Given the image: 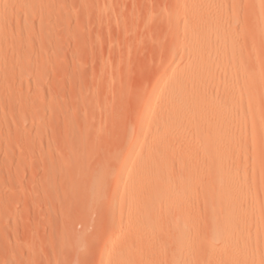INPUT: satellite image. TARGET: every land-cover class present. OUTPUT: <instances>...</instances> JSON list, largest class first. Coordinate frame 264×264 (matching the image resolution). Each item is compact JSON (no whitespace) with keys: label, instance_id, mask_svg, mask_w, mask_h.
Instances as JSON below:
<instances>
[{"label":"rangeland","instance_id":"obj_1","mask_svg":"<svg viewBox=\"0 0 264 264\" xmlns=\"http://www.w3.org/2000/svg\"><path fill=\"white\" fill-rule=\"evenodd\" d=\"M189 1L0 0V264H264V0H223L253 109L227 180L156 114L193 63Z\"/></svg>","mask_w":264,"mask_h":264},{"label":"bare ground","instance_id":"obj_2","mask_svg":"<svg viewBox=\"0 0 264 264\" xmlns=\"http://www.w3.org/2000/svg\"><path fill=\"white\" fill-rule=\"evenodd\" d=\"M191 1H193V0H191ZM191 1H189V2H191ZM199 1H201V0H199ZM217 1H216V3H214L215 6L212 5L213 3H211V5L214 6V9L216 7V11H217L216 15H218V16L216 17V15L214 16L213 14H211V15H213V17H216L215 19H211V17L208 16L209 13H208V11L206 12V10H205V9H207V7H204L205 9L203 8L202 9L203 11H201L200 7L198 8L199 3L196 4V2H194L191 4L192 6H194V8L191 9V12H190L191 16H190V13H189V15L187 14V16H189L190 18H192V20L193 19L194 20L193 21L191 20L189 22H185V20H184L182 30H183V32H188L189 42H190V44L194 50L191 54V57L193 59V63L190 67L188 66L189 68H187V67L183 68L180 71V73H178V75H176V77L168 79L169 82L167 83V86L164 89V92L162 94H160L158 97L159 105H158V109H157L156 114H158V116L160 115L159 116L160 120H158V122L165 124L166 125V126H164L165 128H167V126H170V128H172L171 126H175V128L176 127L178 128V126L182 127L185 125H187L186 127H188V125L192 126L191 127L192 132L189 133V135L191 134V137H189V135H188V137L192 138V136H193L196 141L201 143V146L203 147V149H202L203 152L201 155H199V154L198 155L200 158H203L204 161L205 160L207 161V162L205 161L206 163L204 166H202L201 171H203V169L205 167L207 168V166H208V168L206 170H208L210 172L209 175H212L213 177L217 176L218 179L220 178L223 180L224 179L227 180L229 177L228 158H229L230 145L232 143V140L244 135V133L242 131V127L244 125V122L246 121V116L249 115V114H247V111L249 110L248 112H252L253 109L251 108L252 104L251 105L249 104L250 100H247L249 98V95H248L249 92L247 91V89L242 90V89H244V87L249 85L250 81H249V79L245 78L242 73L240 75V72H242V71L244 72V74H246V73L241 68V66L243 67V65L240 66V64H242L240 62V61H242V58L240 59V61L238 60L240 63V64H238L237 58L235 57V54H237V53H234L235 52V50H234L235 45L232 42V40H233L232 38H234L233 37L234 32L231 31L230 29H227V27H225L228 22H230V21L233 22L232 19L235 17L234 15H236L238 10H237V12H234L235 14L233 13V11L231 12L232 9L229 10L231 13L234 14V15L232 14L233 17L231 15L229 17V15L227 14L229 12H227V8H225L227 3L224 2V1H228V0H224V1L222 0L223 2H220V1L217 2ZM254 1L257 2L256 3L257 5H259L258 3L261 2V0H254ZM189 2H188V4H189ZM205 2L208 3V0H205L204 4H205ZM248 2H250V1H248ZM201 3H202V1H201ZM208 4L210 5V3H208ZM191 5H189V7ZM235 5H236V3H235ZM205 6H207V5H205ZM229 6H230V4H229ZM201 7H202V5H201ZM246 7H248V6H246ZM224 8L226 9L225 13H223ZM208 9H209V6H208ZM211 11H215V10H212V8H211ZM206 13H208V14H206ZM189 19L187 18V20H189ZM259 19L260 18L258 17V20ZM179 21L181 22V20H178V22ZM259 22H260V20H259ZM229 25H228V27H230ZM232 25L233 24H231V26ZM261 25H262V23H261ZM232 27L234 28V26H232ZM259 27H261V26H259ZM256 28H257V30L259 29L258 27H256ZM250 45H249V47H250ZM168 68L166 67V69H164L163 76L167 75V69ZM224 78L229 79V85L226 83V81H228V79L226 81H224ZM256 78H257V75H256ZM241 84H242V86H241ZM254 84H255V82H254ZM246 88H248V86ZM208 89H209L210 93L208 92ZM243 91L245 93L248 92L247 93L248 97L243 94ZM235 95L238 97H236ZM244 97L247 98V99H244L245 101L247 100V103L244 102V100H243ZM245 104H246V106L249 104L248 108L245 106ZM238 105L240 108H238L236 110V108H237L236 106H238ZM148 106H150V104H148ZM239 109H241V110H239ZM238 110H239V112H238ZM255 118H257V117H255ZM230 127H235L237 133H236V131L231 132ZM181 132H184L183 127L181 129ZM186 132H187V130H186ZM186 132H184L183 134H185ZM178 136H179V134H178ZM181 137H182V135H181ZM170 138H171V136H170ZM160 139H161V137H160ZM165 139L166 138L162 139L163 144H165V142H164ZM153 140H155V139H153ZM162 140H161V144H162ZM166 141H167V139H166ZM155 145H157V143ZM154 147H156V146H154ZM191 147L193 149L195 148L193 144L191 145ZM157 148H161V147H157ZM167 148L168 147H166V144L162 146V149L164 151L165 150L168 151L169 148H168V150H167ZM185 148H186V146H185ZM193 149L191 151V148H190L189 152L191 154L187 152L188 154H190V161L192 164H194V160L196 162V159L198 158V156H195V154L192 153ZM198 162H197V165H198ZM201 164H202V162H201ZM206 164H207V166H206ZM189 165H188L189 170L192 172V170H191L192 168L190 169L191 164H189ZM194 165H196V164H194ZM186 169L187 168H185V170ZM199 171H200V169H199ZM205 172L207 173V171H205ZM198 174H199V172H198ZM207 178L208 177H206V179ZM201 179H202V175H201ZM171 180H172V178H171ZM207 182H208V180H207ZM224 182H226V181H224ZM218 184H220V183H218ZM220 185H222V184H220ZM220 190H222V188ZM220 190H219V192H220V194H222ZM224 190L226 192L222 190V192L223 193L225 192V193L220 197L221 201H219V202H222V201L225 202V200H226L227 190L226 189H224ZM208 209L209 208H207L206 210H208ZM210 210H211V208H210ZM211 211H210V215L213 214L212 213L213 211L212 212ZM193 215H194L193 210L192 209L190 210L188 208H186V210H185V208L179 207V209L174 211V217L172 219H170V221H169V228L171 230V233L172 234L185 235L184 232H186L188 234L187 231H190V230H188L189 229L188 224H190V222H191L190 220H193L192 219ZM194 216H196V215H194ZM191 226H193V225H191ZM191 234H192V232H191ZM178 254L180 255V253H178Z\"/></svg>","mask_w":264,"mask_h":264}]
</instances>
